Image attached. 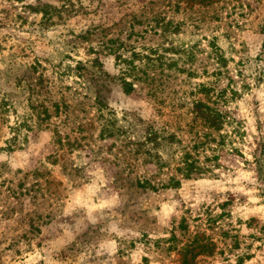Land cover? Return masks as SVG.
Masks as SVG:
<instances>
[{
  "label": "rangeland",
  "instance_id": "374dc122",
  "mask_svg": "<svg viewBox=\"0 0 264 264\" xmlns=\"http://www.w3.org/2000/svg\"><path fill=\"white\" fill-rule=\"evenodd\" d=\"M175 1L0 0V264H264V77L252 80L264 69V0L181 1L178 9ZM160 12L182 23L178 43L196 46L197 62L182 67L197 74L156 70L154 84L125 95L99 44L167 45L158 27L149 31ZM209 43L228 58L241 93L220 108L244 131L221 133L213 152L199 147L204 133L191 113L203 97L190 95L210 80L202 75ZM94 53L116 120L132 113L182 142L158 149L163 171L134 154L126 134H102L105 117L92 97L77 95L78 73L91 71L76 67ZM183 146L207 169L200 176L174 171ZM169 176L178 186H135Z\"/></svg>",
  "mask_w": 264,
  "mask_h": 264
},
{
  "label": "trees",
  "instance_id": "16d2710c",
  "mask_svg": "<svg viewBox=\"0 0 264 264\" xmlns=\"http://www.w3.org/2000/svg\"><path fill=\"white\" fill-rule=\"evenodd\" d=\"M181 1L182 4L187 5L193 0H187L185 2H183L184 0L175 1L176 9L180 7ZM206 1H208V5L213 3L211 0ZM204 2L205 0H200L198 4L201 5ZM45 14L46 17L49 18L47 15L51 13ZM131 19L132 23L130 28L132 31L129 37L134 35V25L137 24L135 23V21H137L135 15H132ZM153 19L155 26H150L149 31L158 33V31L154 30L158 27V29H160L159 37L167 41V45L156 47H149L146 45L127 46L119 37H110L101 41L99 44L101 51H105L106 55L113 57L114 64L118 71L115 80L125 95L135 94L137 91V83L143 85L154 84L156 82V70L164 72L174 69L179 73H186L188 77H194L197 74L195 69L191 70L182 67L197 62L196 46L192 44L183 45L174 39L176 36L180 35V26L182 23L168 19L164 12H160L154 16ZM143 32L147 33L148 31L145 29ZM210 48L211 52L207 56V59L212 63L207 62V65L204 64V68L202 69V75L206 78H210V80L195 84L192 91L193 93H190V95L196 97L197 95H201L203 97V99H193L191 102V113L193 115V121L199 122V126L203 129L202 133H204V142H201L199 147L204 149L209 148L213 152L215 147H211V143L217 142V146L224 145L227 135H222L221 133H244V131H241L239 123L234 117L220 108V104L223 105L224 103H228L229 100H234L235 97L239 96L241 93L238 94V91L231 87L233 80L228 70L229 60L222 49L214 47L213 44H210ZM94 54H96V57L87 60L85 65L79 62L77 65L78 67H76L77 70L83 69L87 72L90 69L91 71L88 77H84V75L78 73V80H80L78 82L84 91L77 95L83 98L92 97L97 107V112L100 113L101 117H105L102 118L105 122L101 128L102 134L106 133L108 137L126 134L129 139L128 144L134 146L136 149L134 154L143 155L147 158L148 164L154 165L157 171H163L164 168L169 165L168 162L163 159L158 149L170 146L168 144H181L182 142L176 138L174 134H170L171 132L168 131L166 126L155 127V122H146L132 113H124L120 120H116V114L107 109L104 104L107 98L106 95L110 91L108 88L109 81L105 80L106 75L102 70L99 53ZM211 64L214 66V69H209L211 68ZM236 74L238 77L242 78L243 70L239 68ZM263 77L264 69L255 75L252 80L259 82L263 80ZM224 80H227V85L222 87L221 83ZM161 85L165 86L164 84ZM248 87L246 86V89ZM149 93L151 96H156L155 91H149ZM226 127H229L230 130H224ZM138 133H142V135L139 136ZM216 138L218 141H216ZM197 147L198 145H194L193 149ZM181 149L182 151L180 152L174 171L183 179H190L192 176H200L207 170L203 168L197 153H191L185 146ZM175 153L173 152L172 155L174 156ZM208 158L209 157H205V159L209 160ZM212 160L217 161V157L213 156ZM255 162L258 163V157L255 158ZM178 184L179 180L175 176H169L167 183L153 184L151 180L146 178H139L135 182L137 188L144 190L149 189L152 191L176 187Z\"/></svg>",
  "mask_w": 264,
  "mask_h": 264
}]
</instances>
